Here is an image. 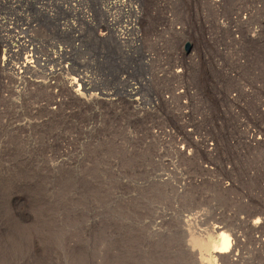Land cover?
<instances>
[{"label": "rangeland", "instance_id": "1", "mask_svg": "<svg viewBox=\"0 0 264 264\" xmlns=\"http://www.w3.org/2000/svg\"><path fill=\"white\" fill-rule=\"evenodd\" d=\"M215 226L264 264V0H0V264H196Z\"/></svg>", "mask_w": 264, "mask_h": 264}, {"label": "bare ground", "instance_id": "2", "mask_svg": "<svg viewBox=\"0 0 264 264\" xmlns=\"http://www.w3.org/2000/svg\"><path fill=\"white\" fill-rule=\"evenodd\" d=\"M75 1V0H73ZM78 1V0H76ZM32 67V61L29 59H25L22 64L17 70H27ZM20 73V72H19ZM84 82H82V85L84 86ZM74 87V85H73ZM72 87V88H73ZM76 94V92H75ZM78 95V93H77ZM256 222V221H255ZM212 233L215 235V240L211 239L212 241L207 242H201L199 240H194V244L198 246L201 252V255L199 254V259L195 262L196 264H217L216 261L221 260V262H226L228 264H233L234 262V256L237 253L235 248V242H233L232 236H235V234L229 230H225L224 227H214ZM217 233V234H216ZM237 237V236H236ZM209 239V240H210ZM235 241L236 238H235ZM205 252V253H204ZM209 252V253H208ZM236 252V253H235ZM238 255V254H237ZM192 256V255H191ZM194 256V255H193ZM196 256V255H195ZM193 257L194 259L196 257ZM237 259V258H236ZM239 259V258H238ZM223 262V264H224ZM237 262V261H236ZM194 264V263H193ZM236 264V263H234Z\"/></svg>", "mask_w": 264, "mask_h": 264}]
</instances>
